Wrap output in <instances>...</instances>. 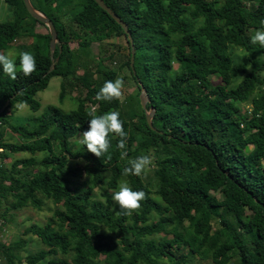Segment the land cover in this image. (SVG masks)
I'll list each match as a JSON object with an SVG mask.
<instances>
[{"label":"trees","instance_id":"obj_1","mask_svg":"<svg viewBox=\"0 0 264 264\" xmlns=\"http://www.w3.org/2000/svg\"><path fill=\"white\" fill-rule=\"evenodd\" d=\"M6 1L14 19L0 23V53L21 37L32 38L37 66L30 76L18 71L15 80L6 79L0 66V218L30 205L40 208L43 199L56 205L44 226L24 231L39 238L38 251L23 255V237L0 241L8 264H198L194 258L264 264V47L250 42L264 28V0H104L132 31L135 72L125 30L95 0H32L58 31L49 74V27L23 0ZM72 12L65 21L62 16ZM120 36L128 40L131 76L149 95L146 107L140 91L127 101L96 99L118 72L102 56L95 69L89 67V50L93 42ZM235 47L242 53L238 60ZM82 66L84 74H77ZM54 76L86 89L77 107L51 105L32 127L14 125L21 103L40 109L36 95ZM61 88L64 102L67 85ZM242 104L251 105L250 114ZM153 108L151 126L146 112ZM111 110L120 113L126 149L109 134V153L98 158L79 137L89 112ZM10 129L22 141L6 140ZM143 154L152 165L139 177L123 176L128 160ZM148 169L155 175L149 180ZM122 181L146 193L131 216L118 215L112 199Z\"/></svg>","mask_w":264,"mask_h":264},{"label":"rangeland","instance_id":"obj_2","mask_svg":"<svg viewBox=\"0 0 264 264\" xmlns=\"http://www.w3.org/2000/svg\"><path fill=\"white\" fill-rule=\"evenodd\" d=\"M73 15L72 13H66L63 15V19L67 22L71 20V17ZM14 19L13 10L6 0H0V23L9 21ZM39 28L44 29L42 26ZM79 30L80 28L76 27V34H80ZM77 39L79 36H76ZM81 37V35H80ZM84 37V34H83ZM87 39H91V35L86 36ZM32 44H34L33 39L29 37H21L18 40L14 41L12 47H8L5 49V54L11 52L15 59L18 58V54L22 51H28L30 53H34L33 50L34 47H32ZM72 47H78V41L75 40L74 43H71ZM5 46H2L1 48H4ZM90 54L88 59L89 67L92 69H95L98 64V57L102 56L106 59L105 64L114 69L118 72V77H122L124 80V87L122 89V101H127L130 99V97L139 96L142 90L139 89L135 81L133 80L130 70L128 69L126 63L129 60V45L128 40L125 36L120 37H114L110 40H107L102 45L99 43L93 42L91 45V48L89 50ZM232 52L234 56L236 57V60H238V57L242 54L240 48H233ZM85 59V56H84ZM17 64V62H16ZM19 64H17L18 66ZM84 66L80 67L78 69V73L80 75L84 74ZM97 77V75L94 76V78ZM6 79L12 80L8 75H6ZM214 79L217 78L214 76ZM71 78L63 79L59 76H54L51 78L48 86L39 91L36 95V99L41 103V107L38 111H34L29 104H22V107L18 105L15 109V114L11 118V122L14 125H27L29 127H32L35 125V116H40L44 113V111L51 105L59 106L66 111L75 109L77 107L78 101L77 97L80 95H85L86 89L83 87H71ZM65 83L67 85V98L64 100V102L60 101V94H61V85L62 83ZM147 106V104H146ZM129 106H126L128 108ZM93 109L96 108L94 105L92 107ZM251 105L250 104H242L241 105V111L245 114H250L251 111ZM150 112V110H148ZM6 140L9 141H15L20 142L22 141L21 137L13 132L11 129L8 130L6 134ZM253 145H249L248 150H252ZM21 156L25 157L28 156L29 153H22ZM13 161V160H9ZM73 164L76 163V160L71 161ZM11 163V162H7ZM146 178L149 180V177L154 178V172L151 169H148L146 172ZM154 183V182H153ZM98 189V188H97ZM44 202L41 205V207H36L33 205H30L29 207L23 208L21 210H11L10 215L8 216L7 220H4L0 218V241L4 243H13L16 240H19L23 237V239L27 242L26 248L27 250L23 252V255H26L31 252L38 251L42 244L40 243L39 238L36 236H33L31 234H25L24 231L27 227L31 225H42L44 226L48 219L52 217L53 210L56 208V205L46 199H43ZM6 207V204L3 203L2 210ZM234 220L236 221L235 217ZM195 263L198 264H210L208 260H201L199 258H194L193 260ZM0 264H8V261L6 257L2 254H0Z\"/></svg>","mask_w":264,"mask_h":264},{"label":"clouds","instance_id":"obj_3","mask_svg":"<svg viewBox=\"0 0 264 264\" xmlns=\"http://www.w3.org/2000/svg\"><path fill=\"white\" fill-rule=\"evenodd\" d=\"M252 44H259L264 47V28L257 29L250 37ZM19 65L16 64V59L11 52L5 54L0 53V66L3 72L11 79L17 78V72L20 71L24 76H30L36 71V58L28 52L22 51L18 54ZM124 80L122 77H117L115 80H107L99 89L96 95L97 100L112 101L119 99L122 96ZM22 107V103L20 105ZM90 119L88 120V128L79 137V142L86 146L87 151L98 158L109 153L111 143L109 134H114L119 137L117 147L121 150L126 149L127 133L124 130L123 122L120 119V113L116 110H111L103 114L89 112ZM122 157L127 156V152L121 153ZM153 163L151 156L143 154L136 158L128 160V166L123 168L122 175L141 176L142 173ZM146 198V193L143 190L134 191L127 182H120L118 190L114 191L112 199L119 206V214L131 216L141 207V201Z\"/></svg>","mask_w":264,"mask_h":264},{"label":"water","instance_id":"obj_4","mask_svg":"<svg viewBox=\"0 0 264 264\" xmlns=\"http://www.w3.org/2000/svg\"><path fill=\"white\" fill-rule=\"evenodd\" d=\"M25 3V6L28 10V12L37 20H39L40 22L46 24L49 27L50 30V34H51V40H50V56L52 59V65L50 70L47 72V74H49L55 67V51L57 48V44H58V31L57 28L54 24V21L47 16L45 13L41 12L40 10H38L34 4L32 3V0H23ZM104 10H106L125 30L129 42L131 44L132 47V56H131V67L133 68L134 72H135V66H134V62H135V53H136V48H135V43H134V38L132 35V31L129 28V25L104 1V0H95ZM140 86L142 88V92L140 95L141 98V103L143 105V107H146V104L148 103V101L150 100L149 95L147 94V90L144 86H142V82H140ZM155 114V108H153L152 110H150V112H146V116H147V121L148 123L153 126L152 120H153V116Z\"/></svg>","mask_w":264,"mask_h":264},{"label":"built area","instance_id":"obj_5","mask_svg":"<svg viewBox=\"0 0 264 264\" xmlns=\"http://www.w3.org/2000/svg\"><path fill=\"white\" fill-rule=\"evenodd\" d=\"M1 124L2 122L0 121V129H1ZM4 151V147L1 144V139H0V153Z\"/></svg>","mask_w":264,"mask_h":264}]
</instances>
